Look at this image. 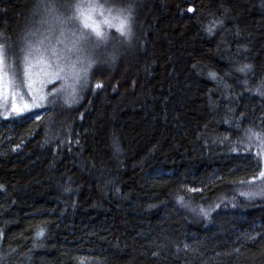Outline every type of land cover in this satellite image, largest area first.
<instances>
[{
    "label": "trees",
    "instance_id": "obj_1",
    "mask_svg": "<svg viewBox=\"0 0 264 264\" xmlns=\"http://www.w3.org/2000/svg\"><path fill=\"white\" fill-rule=\"evenodd\" d=\"M59 1L0 0V45ZM103 2L79 102L0 112V264H264V198L239 194L264 163L262 0Z\"/></svg>",
    "mask_w": 264,
    "mask_h": 264
},
{
    "label": "snow or ice",
    "instance_id": "obj_2",
    "mask_svg": "<svg viewBox=\"0 0 264 264\" xmlns=\"http://www.w3.org/2000/svg\"><path fill=\"white\" fill-rule=\"evenodd\" d=\"M261 6L264 7V0H262ZM45 7L50 19L42 18L40 27L29 31L21 48V56L17 58L16 69L12 71V78L9 80H5V73L8 71V51L4 45H0V108L6 111L10 110L17 115H23L33 109L43 107L42 102L48 100L49 96L51 97L48 100L49 104H56L62 98V102L69 107L78 103L82 98L78 95V91L82 92L87 86L88 73L95 62L90 56L81 54L85 53L89 46H99L100 42L107 40L101 25L108 28L113 27L112 23L104 17L105 7L100 4H67L66 7L72 10L69 15H52L56 11L55 6L49 4ZM132 7V4L128 5L129 16ZM188 11L191 12L192 9L189 8ZM93 16H97L98 19H93ZM127 19L126 17L120 20L119 26L115 28L125 39L131 36V27L126 25ZM126 28L127 30H125ZM208 31L211 33L212 29L209 28ZM93 36L95 40H93ZM13 55L15 54L13 53ZM21 60L23 63L22 75ZM251 67V65L245 64L238 71H251ZM209 75L215 78V73L209 72ZM57 81H59L58 86L45 93L44 89L47 84ZM102 87L101 83L95 84L97 89ZM255 91L258 95L264 96V82ZM35 118L40 119L39 115ZM248 132L249 141L253 136L259 138L260 134L252 132L251 129ZM115 147L119 151L118 145ZM258 155L264 158V140L261 141ZM258 177L262 183L255 190L240 191L239 194L248 198L264 197V170L258 172ZM240 183L252 184L253 181L241 180ZM188 191L196 192L199 189L190 188ZM184 199L183 196H180L177 202L183 207H190L184 202ZM216 206L219 207V205ZM190 210L195 211V209ZM199 211L205 218L209 216V212L204 208H200ZM43 234L41 229L37 232V237L43 236ZM2 235L0 233V237ZM184 247L188 249L189 245L185 244Z\"/></svg>",
    "mask_w": 264,
    "mask_h": 264
},
{
    "label": "rangeland",
    "instance_id": "obj_3",
    "mask_svg": "<svg viewBox=\"0 0 264 264\" xmlns=\"http://www.w3.org/2000/svg\"><path fill=\"white\" fill-rule=\"evenodd\" d=\"M75 3H81V4H100V5H104V2L103 0H75V1H72L71 4H75ZM50 5H54L55 6V9L56 11L54 13H52V15H57V14H63V15H67L68 13H71L72 10H70L68 7H66V5L68 3H66V1H59V2H50L49 3ZM47 4V5H49ZM113 5V4H111ZM111 5L109 3L106 2V8H111ZM114 6V5H113ZM105 7V6H104ZM105 8V10H106ZM37 10H35V13H34V17L32 20H30L29 22V25H30V29L26 32V34H22V36L20 37V40H19V43H18V49L16 50H13L11 52V54L9 55V52H8V71L5 73V80H9L12 78V71L14 69H16V66H17V58L21 56V48L24 44V40H25V37L28 36V33L30 30H34L35 28H39L40 27V21L42 18H45V17H48V12L46 11V7L44 6L43 4V7H42V3L40 2V4L37 6L36 8ZM65 11H67V14H65ZM105 18H107L110 22L112 21V18H109L108 16L104 15ZM50 19V17H48ZM93 19H95V16H93ZM69 37H70V34H68ZM30 39L32 37H29ZM13 53L15 55H13ZM103 63L104 60H102ZM22 68H23V63H22V60L20 61V69H21V75H22ZM59 82V81H58ZM51 85V83L47 84V86L45 87L44 91L46 90V88H48V86ZM24 91H27V89H24ZM30 99V97H29ZM43 105H44V101L42 102ZM42 107L40 108H36V109H33L31 112H27L31 115V117H36L37 115H41L39 109H41ZM0 112H1V115L4 117V118H11V117H17V116H21V115H17L16 113H12L10 110H4L3 108H0ZM27 113H24V114H27ZM23 114V115H24ZM260 147V146H259ZM262 160L264 161V158H262ZM262 170H264V163L262 165ZM262 183L261 179L259 177H257V179L248 187V189L246 191H250V190H255L256 187ZM255 198H264V197H261V196H255Z\"/></svg>",
    "mask_w": 264,
    "mask_h": 264
}]
</instances>
